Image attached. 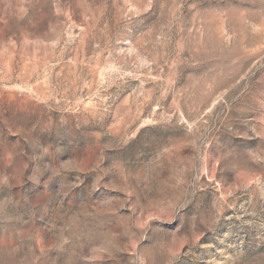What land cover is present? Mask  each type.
<instances>
[{"label":"rangeland","instance_id":"1","mask_svg":"<svg viewBox=\"0 0 264 264\" xmlns=\"http://www.w3.org/2000/svg\"><path fill=\"white\" fill-rule=\"evenodd\" d=\"M0 264H264V0H0Z\"/></svg>","mask_w":264,"mask_h":264}]
</instances>
